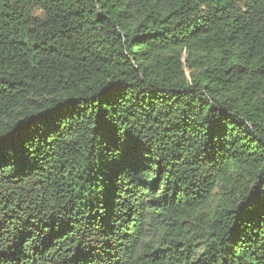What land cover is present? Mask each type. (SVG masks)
<instances>
[{
	"label": "trees",
	"instance_id": "obj_1",
	"mask_svg": "<svg viewBox=\"0 0 264 264\" xmlns=\"http://www.w3.org/2000/svg\"><path fill=\"white\" fill-rule=\"evenodd\" d=\"M0 264H264V0H0Z\"/></svg>",
	"mask_w": 264,
	"mask_h": 264
}]
</instances>
